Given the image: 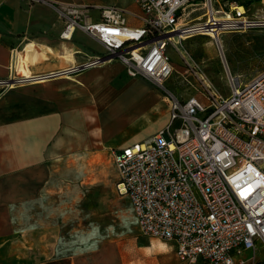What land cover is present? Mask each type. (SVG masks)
Masks as SVG:
<instances>
[{
    "label": "built area",
    "instance_id": "built-area-1",
    "mask_svg": "<svg viewBox=\"0 0 264 264\" xmlns=\"http://www.w3.org/2000/svg\"><path fill=\"white\" fill-rule=\"evenodd\" d=\"M28 1L55 10L64 23L62 39L71 40L80 29L99 42L103 52L57 71L28 78L12 74L0 82L10 87L34 77L75 75L111 59L121 62L129 76L167 91L170 112L165 125L114 152L118 194L129 197L141 231L173 243L184 264H261L264 70L245 80L221 57L231 89L225 96L210 76L195 69L183 42L206 36L223 50V34L264 28V16L248 15L250 8L237 0H134L141 14L103 6L94 20L86 5ZM130 16L141 25L129 23ZM170 46L184 61L183 83L196 89L188 97L166 87L175 72ZM191 71L193 79L186 76Z\"/></svg>",
    "mask_w": 264,
    "mask_h": 264
},
{
    "label": "rangeland",
    "instance_id": "rangeland-1",
    "mask_svg": "<svg viewBox=\"0 0 264 264\" xmlns=\"http://www.w3.org/2000/svg\"><path fill=\"white\" fill-rule=\"evenodd\" d=\"M60 1L89 6L95 16L99 14V9L95 8L116 6L128 9L132 5L131 0ZM237 1L250 8L246 9L248 15L264 16V0ZM56 17L57 22H63L58 15ZM89 40L82 42L77 39L74 43L99 54L102 46ZM222 44L233 74H241L245 80H250L264 70V28L225 33ZM24 46H29L31 52L36 44ZM183 49L195 69L198 71L199 68L205 77L212 78L215 89L225 96L231 93L228 74L214 40L195 36L183 42ZM168 53L176 70L166 82V87L182 97L196 93L194 87L183 83V59L172 46ZM105 61H108L104 64L105 74L91 75L84 79L83 84L62 79L40 83L35 88L37 96L53 99L58 106V114L63 115L60 121L63 126L59 128L57 138L59 173L57 184L52 186L57 194L56 207L62 214V217L58 216L60 227L54 240L56 255L105 247L113 249L114 264H183L170 242L141 231L129 197L119 195L116 189L115 144L136 134L151 132L155 128L153 124L159 123L170 111V95L143 78L129 76L123 66L119 67L117 60ZM191 75L192 71L186 74L190 79ZM157 90L162 93L161 98L155 97ZM98 114L105 129L110 119H122L126 125L120 131L103 136L99 125L95 124ZM80 118H83L82 122ZM258 248V259L263 264L264 247L258 243Z\"/></svg>",
    "mask_w": 264,
    "mask_h": 264
},
{
    "label": "crops",
    "instance_id": "crops-1",
    "mask_svg": "<svg viewBox=\"0 0 264 264\" xmlns=\"http://www.w3.org/2000/svg\"><path fill=\"white\" fill-rule=\"evenodd\" d=\"M131 1L128 10L141 14L139 5ZM87 7L93 19L98 20L102 7L95 8L99 9L96 16L91 13L93 8ZM56 16L51 7L31 4L28 0H0V81L8 80L12 74L17 78H25L29 72L32 76L43 75L81 63L88 59L86 56L96 55L86 46L74 43L77 39L82 42L91 39L97 46L101 45L80 29L75 31L71 40L62 39L60 33L64 23L57 22ZM128 20L133 25H141L140 20L131 16ZM31 43L37 44L30 52L29 63L23 55V48L24 44ZM16 48L19 55L14 71L12 61ZM74 51H77V61L67 60L65 55ZM118 65L124 67L121 62ZM105 71L103 66L71 78L17 81L14 83L16 86L10 87L0 82V264H114L113 249L105 247L56 255L54 240L60 227L58 216L62 217V214L56 207L57 194L52 186L57 184L59 173L57 138L58 130L63 126L60 124L63 115L58 114V106L53 99L37 96L35 90L38 84L54 80H73L83 84L89 76H102ZM154 95L162 97L159 90ZM169 112L159 123L153 124L155 128L151 132H142L115 144L116 150L156 132L167 122ZM80 120L82 122L83 118ZM95 124L99 125L103 136L120 131L126 125L122 119H110L105 129L99 114ZM171 244L177 255L175 245Z\"/></svg>",
    "mask_w": 264,
    "mask_h": 264
},
{
    "label": "bare ground",
    "instance_id": "bare-ground-1",
    "mask_svg": "<svg viewBox=\"0 0 264 264\" xmlns=\"http://www.w3.org/2000/svg\"><path fill=\"white\" fill-rule=\"evenodd\" d=\"M241 9H243V7L241 6ZM237 32H245V31H237ZM33 41V40H32ZM222 42V41H221ZM30 43V42H29ZM37 44V43H36ZM42 45V44H41ZM45 45V44H43ZM41 47V46H40ZM49 47V46H48ZM222 47H223V50L219 48V51H220V56L221 57H225V49H224V46L222 44ZM29 46H25L23 48V55L26 57L27 61L30 63V50H29ZM52 50V49H51ZM18 55H19V52H18V49H14L13 50V61H12V69L15 71L16 68H17V64H18ZM58 55V54H57ZM60 55V54H59ZM62 55V54H61ZM59 58V57H57ZM65 58L69 61H72V62H76V51L72 52L71 54L69 55H65ZM49 59V58H48ZM64 59V58H63ZM108 61H103L102 63H100L98 66H96L95 68H100V67H103L104 64H106ZM62 65V64H61ZM51 71V70H50ZM41 73V72H40ZM202 74V73H201ZM203 75V74H202ZM32 75L30 74V72L25 75L24 77H31ZM72 76H75V75H69V74H66V75H61V76H55V77H47V76H41V77H34V78H31V79H34L35 81L34 82H40V81H44V80H48V79H55V78H71ZM23 78V77H22ZM14 84L13 83H10V86H13Z\"/></svg>",
    "mask_w": 264,
    "mask_h": 264
},
{
    "label": "trees",
    "instance_id": "trees-1",
    "mask_svg": "<svg viewBox=\"0 0 264 264\" xmlns=\"http://www.w3.org/2000/svg\"><path fill=\"white\" fill-rule=\"evenodd\" d=\"M222 1H226V0H222ZM241 5H244V3H241ZM245 6V5H244ZM246 7H248L247 5H246ZM188 39H190V38H188Z\"/></svg>",
    "mask_w": 264,
    "mask_h": 264
}]
</instances>
